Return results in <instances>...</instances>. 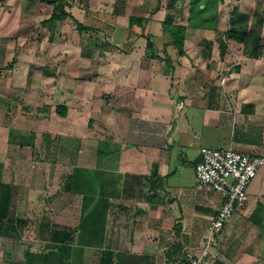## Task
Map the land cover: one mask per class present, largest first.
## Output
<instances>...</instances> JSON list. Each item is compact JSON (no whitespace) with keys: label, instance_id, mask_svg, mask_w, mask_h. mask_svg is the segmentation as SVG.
Segmentation results:
<instances>
[{"label":"crops","instance_id":"crops-1","mask_svg":"<svg viewBox=\"0 0 264 264\" xmlns=\"http://www.w3.org/2000/svg\"><path fill=\"white\" fill-rule=\"evenodd\" d=\"M98 1L105 10L94 13L106 14L115 50L107 64L120 61L109 75L74 79L79 98L87 96L76 100L78 110L90 115L73 139L95 148L59 172L60 188L68 181L74 188L61 189L68 202L57 224L73 230L74 264H176L199 255L224 201L197 181L201 149L264 156V75H256L264 63V12L257 17L256 9L264 0ZM166 25L185 28L182 55ZM232 29L247 40L231 39ZM234 49L253 74L240 67L233 74ZM59 105L66 120L69 105ZM3 166L0 181L14 193ZM248 195L211 246L209 264H264V168Z\"/></svg>","mask_w":264,"mask_h":264},{"label":"rangeland","instance_id":"rangeland-1","mask_svg":"<svg viewBox=\"0 0 264 264\" xmlns=\"http://www.w3.org/2000/svg\"><path fill=\"white\" fill-rule=\"evenodd\" d=\"M100 4L98 0H7L0 4V164L6 182L17 189L14 217L28 224L0 234V264H25L27 250L49 249L44 225L57 224L68 202L59 172L70 171L75 153L95 148L73 139L75 131L82 134L90 115L78 110L76 100L87 96L79 98L81 83L74 79L109 75L114 71L111 64L120 61L116 58L107 64L111 58L107 53L115 50L107 44L106 14L94 13L96 6L105 10ZM57 6H63L69 16L50 22L55 10L60 11ZM256 10L258 17L264 3ZM79 24L86 30L79 32ZM261 37L264 40L263 32ZM253 39L250 33L249 42ZM234 51L233 74L237 67L244 71L242 75L253 74L255 68L248 60L237 59L239 49ZM256 73L264 75V63L257 65ZM58 104L69 105L66 120L58 116ZM76 249L80 248H58L46 262L74 264Z\"/></svg>","mask_w":264,"mask_h":264},{"label":"built area","instance_id":"built-area-1","mask_svg":"<svg viewBox=\"0 0 264 264\" xmlns=\"http://www.w3.org/2000/svg\"><path fill=\"white\" fill-rule=\"evenodd\" d=\"M200 157L195 167L197 181L220 193L224 201L209 226L205 245L199 255L176 264H209L211 246L235 212L247 206L249 186L264 168V156L233 149L202 148Z\"/></svg>","mask_w":264,"mask_h":264},{"label":"trees","instance_id":"trees-1","mask_svg":"<svg viewBox=\"0 0 264 264\" xmlns=\"http://www.w3.org/2000/svg\"><path fill=\"white\" fill-rule=\"evenodd\" d=\"M7 0H0V4L5 5ZM63 7V6H62ZM61 6H57L60 8V11L57 12L56 9L55 13L52 15L50 22H56L58 20H64L68 18V13L62 8ZM239 21L241 19H248V17L242 16L241 18L238 17ZM238 21V22H239ZM134 22V19H132ZM232 23V22H231ZM233 23L236 22L233 20ZM77 29L79 32L86 30L82 24L77 25ZM164 32L167 33L172 39V44L176 46L179 51V54H183V42L185 39V28L182 26H170L166 25ZM231 39L237 40L239 42H245L247 40V33L245 32H236L232 29L229 32ZM147 49L150 51L154 50V45L151 41L148 42ZM67 107L63 105H59L56 107V112L59 116L65 117L67 115ZM70 179V178H69ZM73 184L71 181L64 183L62 186V190L65 192H69L73 190ZM13 187L10 184L2 183L0 181V234H10L9 232L15 229L14 226L20 228H27L28 224L26 221L15 219L14 212H13ZM45 232H48L47 241L49 242L48 254H44L43 251L41 252H33L31 250H27L25 253V264H47L46 258L54 254V252L58 248H67L70 246L74 239H73V230L69 227H61L58 224H47L44 225ZM49 264V263H48Z\"/></svg>","mask_w":264,"mask_h":264}]
</instances>
